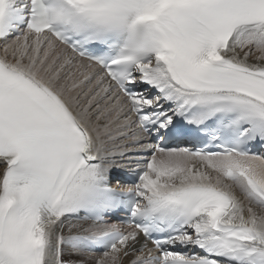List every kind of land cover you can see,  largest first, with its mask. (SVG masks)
<instances>
[{
	"label": "snow or ice",
	"instance_id": "obj_1",
	"mask_svg": "<svg viewBox=\"0 0 264 264\" xmlns=\"http://www.w3.org/2000/svg\"><path fill=\"white\" fill-rule=\"evenodd\" d=\"M0 264H264V0H0Z\"/></svg>",
	"mask_w": 264,
	"mask_h": 264
}]
</instances>
